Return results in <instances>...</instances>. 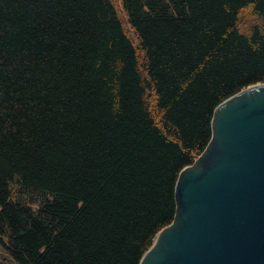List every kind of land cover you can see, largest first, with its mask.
Segmentation results:
<instances>
[{
  "label": "trees",
  "instance_id": "trees-1",
  "mask_svg": "<svg viewBox=\"0 0 264 264\" xmlns=\"http://www.w3.org/2000/svg\"><path fill=\"white\" fill-rule=\"evenodd\" d=\"M256 82L264 0H0V264H138Z\"/></svg>",
  "mask_w": 264,
  "mask_h": 264
},
{
  "label": "water",
  "instance_id": "water-1",
  "mask_svg": "<svg viewBox=\"0 0 264 264\" xmlns=\"http://www.w3.org/2000/svg\"><path fill=\"white\" fill-rule=\"evenodd\" d=\"M174 200L138 264H264V82L214 104L210 139L179 171Z\"/></svg>",
  "mask_w": 264,
  "mask_h": 264
}]
</instances>
